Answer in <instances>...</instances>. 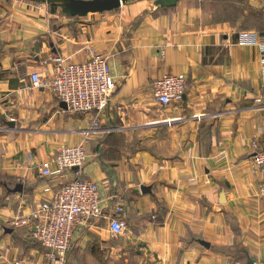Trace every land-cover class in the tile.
Wrapping results in <instances>:
<instances>
[{
    "label": "crops",
    "instance_id": "obj_1",
    "mask_svg": "<svg viewBox=\"0 0 264 264\" xmlns=\"http://www.w3.org/2000/svg\"><path fill=\"white\" fill-rule=\"evenodd\" d=\"M130 0L86 16L31 0H0V264H34L43 249L27 216L74 173L43 175L62 146L84 143L82 175L101 186L106 213L123 204L126 227L96 218L75 236L66 264H264V168L253 141L264 130L263 66L243 33H264L261 0ZM108 57L117 88L93 127L32 74ZM184 74L181 99L162 106L153 81ZM19 186L20 189L15 190ZM145 188V190H143Z\"/></svg>",
    "mask_w": 264,
    "mask_h": 264
},
{
    "label": "built area",
    "instance_id": "obj_2",
    "mask_svg": "<svg viewBox=\"0 0 264 264\" xmlns=\"http://www.w3.org/2000/svg\"><path fill=\"white\" fill-rule=\"evenodd\" d=\"M241 39L259 50L264 89V33H243ZM46 62L52 63V74L33 73L32 87L51 89L70 111L92 115L93 127H99V117L110 106L117 88L108 57L92 51L91 57L83 62L65 63L58 56H51ZM187 87L184 74H163L153 81L154 97L165 107L181 99ZM253 146L254 168L259 170L264 168V130L255 138ZM86 159L82 142L60 147L54 157L56 169L46 162L41 166V173L52 175L71 171L74 176L59 189L47 186L44 191L48 198L30 215L9 219L13 227H30L31 238L42 247L44 259L34 264H66L77 232L96 218L110 216L111 230L115 235L125 230L124 205L116 204L106 213L100 184L82 175Z\"/></svg>",
    "mask_w": 264,
    "mask_h": 264
},
{
    "label": "water",
    "instance_id": "obj_3",
    "mask_svg": "<svg viewBox=\"0 0 264 264\" xmlns=\"http://www.w3.org/2000/svg\"><path fill=\"white\" fill-rule=\"evenodd\" d=\"M38 2H45L54 4L61 8V10L70 16H86L89 13L105 12L114 10L121 7L123 4L128 3L130 0H31ZM179 0H156L157 7H174ZM264 2V0H261ZM62 104L67 107L65 102ZM77 169V167L75 168ZM20 189L19 186L15 189ZM145 190V188H143ZM248 264H255L254 260L249 257Z\"/></svg>",
    "mask_w": 264,
    "mask_h": 264
},
{
    "label": "trees",
    "instance_id": "obj_4",
    "mask_svg": "<svg viewBox=\"0 0 264 264\" xmlns=\"http://www.w3.org/2000/svg\"><path fill=\"white\" fill-rule=\"evenodd\" d=\"M58 6L54 5V4H51V8L53 9H57Z\"/></svg>",
    "mask_w": 264,
    "mask_h": 264
}]
</instances>
